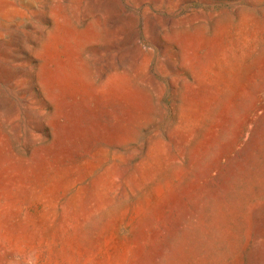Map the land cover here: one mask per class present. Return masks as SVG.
Returning a JSON list of instances; mask_svg holds the SVG:
<instances>
[{
  "label": "rangeland",
  "instance_id": "rangeland-1",
  "mask_svg": "<svg viewBox=\"0 0 264 264\" xmlns=\"http://www.w3.org/2000/svg\"><path fill=\"white\" fill-rule=\"evenodd\" d=\"M0 264H264V0H0Z\"/></svg>",
  "mask_w": 264,
  "mask_h": 264
}]
</instances>
